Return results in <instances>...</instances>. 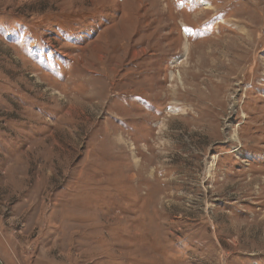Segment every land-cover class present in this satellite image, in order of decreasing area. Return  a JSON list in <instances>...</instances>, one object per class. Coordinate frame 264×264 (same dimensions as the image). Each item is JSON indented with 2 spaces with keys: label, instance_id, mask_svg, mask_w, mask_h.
Here are the masks:
<instances>
[{
  "label": "rangeland",
  "instance_id": "1",
  "mask_svg": "<svg viewBox=\"0 0 264 264\" xmlns=\"http://www.w3.org/2000/svg\"><path fill=\"white\" fill-rule=\"evenodd\" d=\"M5 264H264V0H0Z\"/></svg>",
  "mask_w": 264,
  "mask_h": 264
},
{
  "label": "water",
  "instance_id": "2",
  "mask_svg": "<svg viewBox=\"0 0 264 264\" xmlns=\"http://www.w3.org/2000/svg\"><path fill=\"white\" fill-rule=\"evenodd\" d=\"M0 264H5L4 261L2 260L1 256H0Z\"/></svg>",
  "mask_w": 264,
  "mask_h": 264
}]
</instances>
